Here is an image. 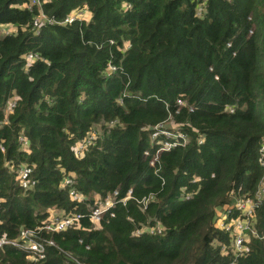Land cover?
<instances>
[{"label":"trees","instance_id":"trees-1","mask_svg":"<svg viewBox=\"0 0 264 264\" xmlns=\"http://www.w3.org/2000/svg\"><path fill=\"white\" fill-rule=\"evenodd\" d=\"M201 1L43 0L29 10V0H0V238L37 231L57 209L83 217L40 231L54 245L38 264L233 260L229 232L216 223L226 213L243 218L234 202L252 196L264 175V0H204L197 15ZM77 8L90 16L35 33L39 10L60 21ZM30 53L37 57L27 60ZM167 122L188 142L160 152L152 166L151 133L171 129ZM23 166L35 181L28 188L19 182ZM129 188L134 198L116 204L113 216L89 220L97 199ZM150 193L142 209L136 199ZM253 222L263 236L264 193ZM156 225L160 233L146 230ZM247 244L236 264H264V238L249 233ZM0 264L31 262L6 244Z\"/></svg>","mask_w":264,"mask_h":264},{"label":"built area","instance_id":"built-area-1","mask_svg":"<svg viewBox=\"0 0 264 264\" xmlns=\"http://www.w3.org/2000/svg\"><path fill=\"white\" fill-rule=\"evenodd\" d=\"M43 0H29L27 3V8L31 10L32 8L36 7L39 8L42 4ZM205 1H201L197 3L196 5V13L197 15H201L204 10ZM123 6L127 9L131 7V4H129L126 1H123ZM90 16V13L88 9L86 8H77L72 10L69 14H67L62 20L57 21L52 16L47 15L46 13L42 12V10H39L33 17L32 20V27L35 31V33L38 32L40 27L47 25V24H54V23H71L76 20H86ZM11 31V27H8L6 25H2L1 32L8 34ZM251 33L252 30H249ZM129 47V44L127 45ZM37 57L36 54H27L26 59L27 60H33ZM114 65H109L107 67V72H111L115 70ZM178 104H183L182 100H178ZM15 105V101L9 100L7 103V108L11 109ZM230 111H232V108H229ZM5 123L4 120H0V127ZM160 135L166 136L167 139L165 140H157ZM93 134L89 135L85 138L84 143L79 144V149L82 148L85 144L89 143L93 139ZM151 139L156 140L157 143V149L155 153L152 155V160L150 161V164L152 166L155 165V161L158 158V155L160 152L169 150L170 148L175 147L176 145H184L188 142L187 133L180 132L176 129H165L162 126H157L154 128V130L151 133ZM20 140L24 143V145H27V140L24 137H21ZM1 150H3V147L0 146ZM148 152L145 151V155H147ZM259 162L261 165L264 166V137L262 139V143L260 146V157ZM32 169L28 166H23L18 171V177L20 185L23 188H28L31 185L34 184V180L31 176ZM66 185L72 184V179L67 178L65 180ZM264 193V175L262 176V180L256 191L252 196H242L238 198L234 202V207L237 211L241 212L244 216L236 217L233 219H228L227 213L221 214L220 218L217 220V226L219 228L224 229L225 231L229 232L230 235V248L234 255L233 260L229 262V264H236L235 260L238 256L243 255L244 253H247L249 251V245L247 244L248 241V234H252L255 237H261L264 238V235L259 236V234L256 232L255 229L252 228L254 222H253V216L255 208L257 207L258 203L260 202L261 195ZM69 195L72 200L79 201L81 199V196L79 193L74 190L73 188L69 189ZM134 198L132 195V190L129 188L127 189L124 196H119V193L117 190H114L112 193L106 195L104 198L97 199L92 209L89 211L87 217L89 220L93 223H98L104 214L108 213L110 216H113V212L111 209L118 203L125 205L126 202ZM154 198V194L150 193L140 199H136V202L141 205V208L144 209L146 205ZM229 213V211H227ZM83 215L81 213H69L66 214L63 210H52L50 212V215L39 228H37V231H34L30 228H22L19 232V236L17 239H7V238H0V247L6 244L13 245L16 247H19L21 250H24L26 252V259H28L31 264H38L41 260L45 257V249L47 245H54V242L50 239H42L40 237V231L44 230L45 232H53V231H60L65 229L66 227L74 224L76 221H78L80 218H82ZM146 230L149 233H160L161 227L159 225H156L154 227H147ZM141 230H137L136 233H139ZM249 232V233H247ZM221 252L225 253L227 251V247L225 245L221 246ZM77 264H85L77 262Z\"/></svg>","mask_w":264,"mask_h":264},{"label":"rangeland","instance_id":"rangeland-1","mask_svg":"<svg viewBox=\"0 0 264 264\" xmlns=\"http://www.w3.org/2000/svg\"><path fill=\"white\" fill-rule=\"evenodd\" d=\"M165 125L172 129V124L170 122L165 123Z\"/></svg>","mask_w":264,"mask_h":264}]
</instances>
